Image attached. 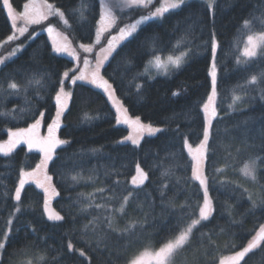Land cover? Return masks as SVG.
I'll use <instances>...</instances> for the list:
<instances>
[{
	"label": "trees",
	"instance_id": "trees-1",
	"mask_svg": "<svg viewBox=\"0 0 264 264\" xmlns=\"http://www.w3.org/2000/svg\"><path fill=\"white\" fill-rule=\"evenodd\" d=\"M24 1L10 0L16 10L21 9ZM48 1L65 11L71 25L67 32L73 41H92L99 17L98 0H86L89 3L86 22H79L69 11L78 6L79 0ZM245 20L251 21L250 28L243 27ZM10 32L8 17L0 7V41ZM260 32H264V0H214L212 9L201 0H187L180 9L170 11L162 19L146 22L134 37L123 41L101 73L112 84L128 115L139 116L142 122L164 129L144 136L139 146L117 143L128 130L116 123L115 111L101 90L66 80L64 86L72 93V99L61 117L56 136L68 143L56 148L47 166L51 184L58 193L49 202L64 220H48L42 208L44 194L34 182L26 184L21 193L22 211L14 216L11 225L6 264L9 259L12 264L28 261L33 264H89V257L91 264H124L125 257L160 247L197 216L199 209L195 205L197 201L201 203L202 194L197 182L189 179L191 157L183 147V139L186 136L194 145L202 137L204 119L200 105L210 88L208 67L213 34L218 43L215 55L218 116L213 121L216 154L205 161V170L212 174L215 167L222 172L215 176L217 183L210 182L209 186L214 207L212 217L194 229L191 243L174 256L173 264H216L222 256L244 246L257 231L258 224L264 223V219H258L264 216V210L248 211V193L251 192L255 199L256 193L261 191L260 185H264V164L257 162L258 183L240 172L250 157H264L261 150L264 144V93L261 91L264 83L244 89L237 86L245 85L252 75L264 73V45L247 65H238L236 61L241 59L247 36ZM182 36L187 37L183 46L174 48ZM153 38H156L157 48L162 49L156 55H177L189 48L192 52L178 69L171 67L164 74L149 78L143 68L151 58L149 49ZM69 68H73V61L52 53L44 32L37 33L16 56L0 66V112L10 113L0 116V143L8 140L9 129L27 128L40 118V112L45 113L40 132L47 131V124L55 114L58 80ZM30 79H38L41 83L27 84ZM13 81L20 85L18 90L8 88ZM136 84L142 85L139 92ZM174 92L179 94L173 95ZM233 94L241 96L242 100L229 109ZM85 113L91 119H86ZM40 153V149H29L24 142L7 156L0 153V173H3L0 180L6 185V188L0 186V193H9L7 199L0 196V240L16 204L13 191L19 170L21 167L25 171L34 169ZM171 153H175V159ZM137 163L149 176L139 189L131 185ZM9 164L12 166L8 167ZM169 169L171 174L162 175ZM163 185L167 188L161 197ZM129 191L136 192V199L130 201L126 214L121 215L115 210ZM182 204L192 205L184 211L195 214L186 216L177 227ZM96 205L103 207L96 208ZM85 206H89L88 210L82 212ZM109 216L114 217V229L124 228L131 220L139 221L143 227L137 225L133 235L121 236L107 230L104 218ZM93 218H96L97 231L107 230V249L103 244L96 245L93 225H89L87 234L82 231ZM231 219H242L243 225H232ZM254 224L257 227L252 230ZM222 228L226 231L221 232ZM201 233H208L215 246L200 245L197 237ZM85 240L92 241L95 251L86 246ZM69 242L74 245L71 251L67 248ZM21 249L25 250L7 256ZM77 249H82L85 256H80ZM40 256L44 259L40 260ZM246 264H264V242L246 257Z\"/></svg>",
	"mask_w": 264,
	"mask_h": 264
},
{
	"label": "snow or ice",
	"instance_id": "snow-or-ice-1",
	"mask_svg": "<svg viewBox=\"0 0 264 264\" xmlns=\"http://www.w3.org/2000/svg\"><path fill=\"white\" fill-rule=\"evenodd\" d=\"M154 0H99L100 11H99V21L97 22L98 27L96 28L95 32V41L94 44H81L79 47L83 49L85 53H91L93 51L94 46L100 45L103 39H107V48L102 49L105 52L103 58L97 59L95 68L91 72V78L79 69V67L69 68L63 72L61 78L58 80L59 89L55 93V104H56V114L55 117L51 120V123L47 124V132L48 135L46 137H40L38 134V129L44 123L45 113L40 112V118L35 119L34 123L30 124L27 128H16L15 130H8V140L0 143V153H3L5 156L12 153L13 149L16 148L17 145L21 144L22 142L26 143L29 149L32 148H39L41 152L44 154V158L41 160L39 164L36 165L34 169L31 171H25L23 167L19 170V179L18 184L15 187L14 191V200L16 204L14 206L13 211L10 213L9 219L6 221V224L11 226L13 223L12 217L16 216L17 213L22 211L21 209V193L22 190L25 188V185L31 181H34L38 188L43 189L45 194L44 199V213L47 214V218L50 221H63L64 217L59 213L55 212L54 210H50L49 204V192L51 191L52 195H58L56 193L55 188L51 186L50 181L51 177L47 175V166L48 162L53 160V154L56 148L59 145L67 144L68 141L60 140L56 136L57 130L61 126V116L64 114L65 110L68 108V101L72 99V93L70 91H65V82L66 80L70 79L72 84H75L77 81H86L87 83L94 85L98 89H102L105 93L108 94V98L116 104V123L117 124H124L127 125L131 131L129 134L122 138V140L117 141V143H126L131 142L132 145L139 146L141 143L142 138L145 134L148 136H152L156 133H160L164 131L159 127H154L151 123L145 124L142 122L139 116L132 117L128 115V110L120 104L117 99L115 98V89L113 88L112 84L109 82L108 79H105L103 75H101V68L104 67L105 61H108L109 56L116 50L117 46L121 44V42L128 40L129 38L134 37V34L137 33L138 29L145 24L146 22L152 21L154 19H162L165 14L169 13L172 10L180 9L183 5H185L186 0H163L159 4L158 7H155L154 11L149 10L146 15L142 14L139 16L138 19H135L134 22L125 24L123 27H119L117 21L118 17L115 15L114 10H119L123 13L124 9H149V7L153 4ZM207 4L209 8L212 7L214 4V0H207ZM0 7L7 10V15L12 21V26L16 28V20L17 18H21L25 21V25L28 24H40L42 21L48 20L49 17H57L58 22H62V24L66 28H71L69 24V20L66 18L65 11L61 8L56 7L54 4L49 3L48 0H41L40 7L43 9L38 10L35 6L34 0H29V2L24 3L23 11L16 12L13 8L12 3L10 0H2V5ZM89 9V3H86V0H79V4L76 8L70 9V14L74 17H78L79 22H86L87 17L85 16V12ZM114 26L119 27V31L116 35H111L110 38L106 37L104 34L109 31V29L113 28ZM244 28L251 27V21L245 20L243 22ZM20 35H23L25 32L28 31L27 26L17 29ZM48 34L52 36L56 33V28L49 24L48 28L46 29ZM31 38V37H29ZM17 39L16 32L14 31L12 34L8 35L6 41L0 42V44L6 43L7 41H15ZM67 39V37H65ZM187 39L186 36H182L174 48L183 46V43ZM156 38H153L151 47L149 49L151 53V58L145 64V72H148L149 66H154L157 69H163L165 72L169 70V65L173 69H178L184 60L191 54L192 50L186 49L178 56L168 55L166 60H162L159 55H156L158 51H162V49L157 48L155 43ZM264 45V32L250 34L247 36V41L245 47L243 49V57L244 60L237 58L236 63L238 65L244 64L247 65L248 61L252 58L257 57V49ZM54 51L57 53H67L69 56H72L76 59L77 65L79 64L80 57L76 54L75 50L69 48L68 45H60L57 44L56 40H53ZM22 47L18 45L17 49L13 50V53L9 54L8 59H11L12 55ZM218 47V43L215 40V35L213 34V39L211 42V50L213 54V62L210 69V76H211V92L207 96L206 101L200 105L202 111L204 113V122L202 128V139H200L199 143L196 145L195 149H193L192 145L188 143V139L185 136L183 139V147H186L188 150V154L191 156V177L189 178L192 181L198 182V187L203 191V203H199L197 201L195 207H198L199 213L198 218L190 219V222L187 223V226L183 228L178 235L175 236L174 239H169L166 243H164L157 251H155L152 255L155 259V264H173L174 256L185 246L189 245L194 236V229H197V226L201 225L202 221H209L212 217L214 212L212 198L209 195V186L210 182L215 185L217 183L215 176L216 174L222 172L221 168L213 167L212 174L206 173L205 170V161L209 160L212 156L216 154L214 141H213V121L217 119L218 112L216 106V97L217 93V65L215 61L216 50ZM4 59H0V64L4 63ZM130 63V62H128ZM83 64L85 67L90 66V60L85 57L83 59ZM79 72V75H72L70 73ZM142 75L140 73L137 74ZM133 79L135 80L136 77L134 76ZM41 83L38 79H30L27 81V84L31 83ZM258 83H264V73H260L259 76L252 75L250 78L245 82V85H238L237 87L240 89H244L248 86H253ZM8 88L13 90H18L20 85L16 82H10L8 84ZM142 88V85L136 84V89L139 92ZM264 93V89L261 90ZM179 93L174 92L173 95H178ZM242 100V97L239 95L233 94L232 96V104L228 107L232 109L233 106ZM8 112H0V116L9 115ZM210 117V118H209ZM86 119H91L87 113H85ZM177 131L179 129L177 128ZM262 140H264V136H262ZM261 150L264 151V144L261 146ZM239 151V150H238ZM173 159H175V153L170 154ZM264 164V157L259 155L255 157H250L246 162H244L243 167L240 169V172L243 176L250 178L252 182L258 183L257 177V168L258 163ZM11 167L12 165H7ZM136 175L132 176L131 178V185L135 187V189H139L142 185L145 184V181L148 180L149 176L148 173L144 171V169L140 166L139 163L136 164ZM43 173V180L40 179V175ZM171 174L170 169L166 170L162 175H169ZM3 173H0L2 176ZM75 180L76 177H73ZM178 180L180 178H177ZM119 183V181H116ZM220 183H224V181H220ZM47 185V186H46ZM0 186L6 188V185H3V181L0 180ZM167 185H163L160 189L161 197L165 194V189ZM261 191L256 193V198H253V194L251 192L248 193V200L250 201V208L248 209L249 212H254L256 209L264 210V185H260ZM99 191L103 192V189ZM247 192V189H244ZM9 193L4 191L0 193L4 199H7ZM112 199V198H109ZM136 199V192L129 191L126 196L122 197L120 202L119 208L115 211L120 213L121 215L126 214V207L130 203V201ZM90 206V205H89ZM89 206H85L81 209L82 212H86ZM154 206V202H153ZM171 207L175 208V204H171ZM30 207V205L28 206ZM102 205H96V208H101ZM141 206H138L140 208ZM181 209V216L177 217V227L184 221L185 217H191L195 213L194 212H185V208H192V205L182 204L179 206ZM231 215V214H230ZM147 217V214H146ZM145 217V219H146ZM107 222V230L116 231L121 236H131L134 234L137 225L141 228L143 227L139 221L131 220L129 221L124 228L122 229H114L113 228V221L114 217H105L104 218ZM264 219V216L258 218ZM96 218H93V221H89L88 224L83 226L82 231L87 234V229L89 225H93V236L95 238V243L97 246L103 244L104 247L107 249V230H99L94 226ZM230 223L232 225H243V220H235L231 219ZM31 227V225H28ZM257 227L254 224L253 229L255 230ZM19 229H17L18 231ZM12 229L9 227L7 232H3V238L0 240V264H6L5 261V253L7 249V241L9 240L10 233ZM33 233L36 232L35 228H31ZM226 231L225 229H221V232ZM251 231V230H248ZM197 242L200 245H207V246H215V241L211 239L208 233H201L199 237H197ZM264 242V223L258 224V231H256L255 236L252 237L250 241H248L246 246H243L241 250L234 251V253L224 259L219 261V264H246V257L256 250L261 243ZM84 243L87 247L95 251L92 246V241L85 240ZM235 247V245H233ZM67 248L71 251L74 248V245L69 242L67 244ZM21 250H14L12 253H7L8 257L15 256L18 251ZM207 249H205L206 251ZM79 251L80 256H85V252L82 249H77ZM111 255V253H110ZM40 260H43L44 257L40 256ZM7 264H12L11 259L7 261ZM89 264H91V258L89 257ZM124 264H143V257H125Z\"/></svg>",
	"mask_w": 264,
	"mask_h": 264
},
{
	"label": "rangeland",
	"instance_id": "rangeland-1",
	"mask_svg": "<svg viewBox=\"0 0 264 264\" xmlns=\"http://www.w3.org/2000/svg\"><path fill=\"white\" fill-rule=\"evenodd\" d=\"M99 1V0H98ZM187 1V0H186ZM201 1H203L207 6H208V4H207V0H201ZM26 2H29V0H26V1H24V3H26ZM49 3H52V2H50V1H48ZM161 2H163V0H154V2H153V4L149 7V9H138V8H132V9H124V11H123V13H121V11H119V10H114L115 11V15L118 17V21H117V23H118V25H119V27H123L125 24H129V23H132V22H134V20L135 19H138L139 18V16L140 15H142V14H144V15H146L147 14V12L149 11V10H151V11H154L155 10V7H158L159 6V4L161 3ZM1 3H2V0H1ZM24 3H23V5H24ZM34 3H35V6H36V8L38 9V10H43L41 7H40V5H41V0H34ZM52 4H54V3H52ZM23 5H22V7H21V9H19V10H16L15 9V11L16 12H21V11H23ZM55 5V4H54ZM56 6V5H55ZM213 6V5H212ZM57 7V6H56ZM59 8V7H58ZM208 8H209V6H208ZM209 9H212V7L211 8H209ZM5 10V13H6V15H7V10L6 9H4ZM99 11H100V5H99ZM137 11V12H136ZM7 17H8V15H7ZM99 19H100V17H98V20H97V22L99 21ZM8 20H9V24H10V27H11V32H10V34H12L14 31L16 32V35H17V39L15 40V41H7L6 43H3V44H0V59H4V61L5 62H7L8 60H10V59H8V57H9V54L10 53H13V50L14 49H17V47H18V45H20V46H22V47H20L19 48V50L18 51H16L13 55H12V57H11V59L14 57V56H16L21 50H22V48L25 46V44H26V42L28 41V40H30V39H32L37 33H39V32H44V33H46V35H47V37H48V40H49V42H50V46H51V51H52V53H54V54H56V55H61V56H64V57H67L68 59H70V60H72L73 61V68H75V67H79V69L81 70V71H83L88 77H89V79L91 78V72L94 70V68H95V64H96V61H97V59H100V58H103V56L105 55V52L104 51H102V49H104V48H107V39H103L102 40V42H101V44L100 45H96V46H94V48H93V51L91 52V53H85L84 51H83V49H81L79 46L81 45V44H94V41H95V32H96V28L98 27V24H97V22H96V26H95V30H94V36H93V39H92V41L90 42V43H76L75 41H73V39L70 37V35L68 34V32H67V29L68 28H66L63 24H62V22H58V18L57 17H49L48 18V20H45V21H42L40 24H28V25H25V21L23 20V19H21V18H17V20H16V28L14 29L13 28V26H12V21H11V19L8 17ZM155 20V19H154ZM49 24H52L55 28H56V33L55 34H53L52 36H50L49 34H48V32L46 31V29L48 28V26H49ZM25 26H27V29H28V31L27 32H25L23 35H20V33H19V31H17V29H19V28H22V27H25ZM119 27H116V26H114L113 28H111V29H109V31L108 32H106L104 35L106 36V37H109L110 38V36L111 35H116L117 33H118V31H119ZM9 34V35H10ZM29 37H31V38H29ZM65 37H67V39H65ZM7 38V37H6ZM6 38H4L3 40H1L0 42H3V41H6ZM22 38H24V41H20ZM56 40V42H57V44H60V45H68L69 46V48L70 49H72V50H75V52H76V54L80 57V61H79V64L77 65V61H76V59L74 58V57H72V56H69L67 53H57V52H55L54 51V46H53V40ZM216 40V39H215ZM246 41H247V39H246ZM122 43V42H121ZM245 44H246V42H245ZM120 45V44H119ZM118 45V46H119ZM117 46V47H118ZM244 47H245V45L243 46V48L241 49V59H245L244 57H243V55H242V53H243V49H244ZM258 50H259V48L257 49V52H258ZM182 53V52H181ZM181 53H179V54H177V55H173V56H178V55H180ZM160 57H161V59L162 60H166L167 59V56L168 55H159ZM85 57H87L89 60H90V62H91V64H90V66H88V67H85V65L83 64V59L85 58ZM109 58H110V56H109ZM149 61V60H148ZM147 61V62H148ZM4 62V63H5ZM107 61H105V63H106ZM146 62V63H147ZM212 62H213V54H212V50H211V58H210V63H209V67H208V73H209V79H210V88H209V92H208V95L210 94V92H211V76H210V69H211V65H212ZM4 63H2V64H0V66L1 65H3ZM169 68H171V65H169ZM102 69V68H101ZM66 71V70H65ZM143 73L145 74V75H147L149 78H152V77H155V76H158V75H162V74H164L165 73V71L163 70V69H157L156 67H154V66H149V69H148V72H145V66H144V68H143ZM72 75H79V72H75V73H72L70 76H72ZM101 75H102V73H101ZM77 82H80V83H84V84H86V85H89V86H92V87H94V88H96L94 85H91V84H89V83H87L86 81H77ZM65 87V86H64ZM59 89V88H58ZM98 89V88H97ZM99 90H101L103 93H104V95L106 96V98H107V101L109 102V104L112 106V108L114 109V111H115V114H116V104H114L113 103V101L111 100V99H109L108 98V94L107 93H105L102 89H99ZM58 91V90H57ZM65 91H70L67 87H65ZM207 95V96H208ZM115 98L117 99V101L120 103V104H122L121 103V101L117 98V96L115 95ZM206 99H207V97H206ZM206 99H205V101H206ZM54 102H55V97H54ZM124 107V106H123ZM202 109V108H201ZM202 113H203V111H202ZM55 114H56V108H55ZM55 114H54V117H55ZM117 115V114H116ZM62 117V116H61ZM210 118V117H209ZM203 119H204V113H203ZM145 124H147V123H145ZM120 125H123V126H125L126 128H127V130H128V133H127V135L129 134V132L131 131V129L127 126V125H124V124H120ZM154 127H159V126H156V125H153ZM159 128H161V127H159ZM38 134H39V136L40 137H46L47 135H48V132L46 131V132H40V128L38 129ZM126 135V136H127ZM147 134H145L144 136H146ZM125 137V136H124ZM201 139H202V137H201ZM122 140V139H121ZM129 143H131V142H129ZM189 143V142H188ZM199 143V142H198ZM197 143V144H198ZM197 144H191L192 145V147H193V149H195V147H196V145ZM186 148V147H185ZM39 149V148H38ZM186 150H187V148H186ZM41 152V151H40ZM187 152H188V150H187ZM191 157V156H190ZM44 158V154H43V152H41L40 153V160H39V162H38V164L41 162V160ZM47 171V170H46ZM47 175H48V172H47ZM135 175H136V172H135ZM49 176V175H48ZM40 179L41 180H43V173H41V175H40ZM31 182H34V181H31ZM35 183V182H34ZM17 184H18V182H17ZM17 184H16V186H17ZM50 184H51V181H50ZM197 184H198V182H197ZM47 186V185H46ZM51 186H52V184H51ZM41 191H42V193L44 194V191H43V189H41V188H39ZM201 190V194H202V198H201V204L203 203V191H202V189H200ZM14 191H15V189H14ZM14 191H13V199H14ZM49 199L51 200V199H53L54 197H56V195H52V193H51V191L49 192ZM44 196H45V194H44ZM15 201V200H14ZM16 202V201H15ZM49 204H50V210H54L55 212H57L55 209H54V207L52 206V204L49 202ZM42 208H43V211H44V203H43V205H42ZM198 213H199V210H198ZM44 215H45V217L47 218V214H45L44 213ZM10 216V215H9ZM14 217H12V219H13ZM195 218H198V214H197V216L195 217ZM8 219H9V217H8ZM7 219V220H8ZM48 219V218H47ZM187 226V225H186ZM185 226V227H186ZM9 227H11V226H9V225H7L6 224V227H5V232H7L8 230H9ZM184 227V228H185ZM257 231H258V229H257ZM179 234V233H178ZM177 234V235H178ZM255 234H256V232L253 234V236H255ZM252 236V237H253ZM252 237L248 240V241H250L251 239H252ZM175 237H173L172 239H174ZM248 241L245 243V245L244 246H246L247 245V243H248ZM162 246V245H161ZM160 246V247H161ZM160 247H158V248H154V249H147V250H143V251H141V252H139L137 255H135L134 257H137V256H142L143 257V264H155V259H154V256L152 255L155 251H157ZM243 247V246H242ZM241 247V248H242ZM241 248L240 249H238L237 251H239V250H241ZM234 253V252H233ZM233 253H230V254H227V255H225V256H222L219 260H218V262L216 263V264H219V261L221 260V259H224V258H227V257H229V256H231ZM21 264H33V263H31L30 261H28V262H24V263H21Z\"/></svg>",
	"mask_w": 264,
	"mask_h": 264
}]
</instances>
